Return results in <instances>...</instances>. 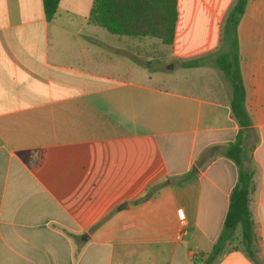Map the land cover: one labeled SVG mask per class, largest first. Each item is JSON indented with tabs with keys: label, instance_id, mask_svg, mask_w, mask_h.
I'll list each match as a JSON object with an SVG mask.
<instances>
[{
	"label": "crops",
	"instance_id": "1",
	"mask_svg": "<svg viewBox=\"0 0 264 264\" xmlns=\"http://www.w3.org/2000/svg\"><path fill=\"white\" fill-rule=\"evenodd\" d=\"M235 1L175 0L164 43L91 22L93 0H59L49 20L42 0H0V264H206L237 181L231 158L135 200L235 139L224 71L178 64L229 47ZM236 32L259 263L237 228L209 264H264V0H247ZM154 53L165 67L140 63Z\"/></svg>",
	"mask_w": 264,
	"mask_h": 264
},
{
	"label": "trees",
	"instance_id": "2",
	"mask_svg": "<svg viewBox=\"0 0 264 264\" xmlns=\"http://www.w3.org/2000/svg\"><path fill=\"white\" fill-rule=\"evenodd\" d=\"M158 2L163 4L161 10L155 7ZM246 2L247 0H236L227 14L223 28V39L229 47H226L225 51L216 54L214 57L207 55L180 61L178 63L185 67L214 63L224 71L230 80L232 88L230 100L231 112L240 126L235 139L227 144L207 145L201 150L190 169L169 176L154 184L143 196L135 200V202L144 201L151 197L159 188L187 179L218 154H223L231 158L238 168L237 181L229 194V202L222 229L205 258L206 264H209L216 254L222 250L224 244L235 236L237 228L239 229V234L247 254L255 263H259L254 245L255 231L253 227V218L248 206L253 169L249 164L250 156L246 154L245 147L242 145L243 130L253 128L251 126V117L245 107V89L239 69L240 57L238 54L236 32L237 24L244 12ZM42 3L45 17L49 20L56 12L59 0H42ZM167 15H171L172 19L166 31H153V34L149 32L151 27L143 25L145 21H150V23L153 22V19L154 21H166ZM174 18L175 0H93L89 10V20L106 28L112 33L155 35L161 38L164 43H170L173 38ZM105 218L106 216L103 217V219ZM103 219L94 223L89 229V232L95 229Z\"/></svg>",
	"mask_w": 264,
	"mask_h": 264
},
{
	"label": "rangeland",
	"instance_id": "3",
	"mask_svg": "<svg viewBox=\"0 0 264 264\" xmlns=\"http://www.w3.org/2000/svg\"><path fill=\"white\" fill-rule=\"evenodd\" d=\"M162 5L163 4L161 2H158V4L155 7H157L158 10H161ZM167 16L168 17H167V20L166 21H161V20L154 21V19H153V22L150 23V21H147V22L145 21L143 25L148 26V27H151V29H150L149 32H152V33H153V31H158V32H163L162 30H165L166 31L167 30V27H169L168 25H169V23H170V21L172 19V16L171 15H167ZM153 36H155V35H153ZM168 53L169 52H166L165 51V54L166 55ZM153 56H155V59H151V60L148 59L146 61L140 60V63L142 65H145L146 64L148 66V68L151 69V70H155L158 66H162V67H165L166 66V65H164L162 63L161 64H157L156 60H157V56L158 55L156 53H154ZM166 61L168 62L169 59H167ZM166 61H164V62H166ZM173 72L175 73V69H173ZM254 139H255V134H254L253 131L250 130V131H246L245 132V135H244V138H243V145L245 147V150H246V154L247 155H249L250 148H251V144L253 143Z\"/></svg>",
	"mask_w": 264,
	"mask_h": 264
},
{
	"label": "built area",
	"instance_id": "4",
	"mask_svg": "<svg viewBox=\"0 0 264 264\" xmlns=\"http://www.w3.org/2000/svg\"><path fill=\"white\" fill-rule=\"evenodd\" d=\"M180 235H181V231H180V232H178L177 236H180Z\"/></svg>",
	"mask_w": 264,
	"mask_h": 264
}]
</instances>
